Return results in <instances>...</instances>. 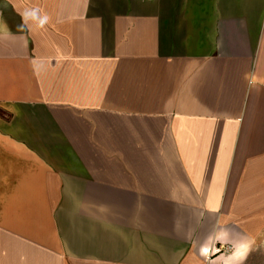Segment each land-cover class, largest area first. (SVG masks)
Here are the masks:
<instances>
[{
	"label": "crops",
	"instance_id": "crops-1",
	"mask_svg": "<svg viewBox=\"0 0 264 264\" xmlns=\"http://www.w3.org/2000/svg\"><path fill=\"white\" fill-rule=\"evenodd\" d=\"M28 8L49 23L18 32ZM260 242L264 0H0V264H250Z\"/></svg>",
	"mask_w": 264,
	"mask_h": 264
},
{
	"label": "clouds",
	"instance_id": "clouds-1",
	"mask_svg": "<svg viewBox=\"0 0 264 264\" xmlns=\"http://www.w3.org/2000/svg\"><path fill=\"white\" fill-rule=\"evenodd\" d=\"M21 17V24L17 26L18 32H24L27 30L29 22H32L37 28H44L46 24L49 23V16L46 13H42L41 9L39 8H28L25 9L23 12L19 13ZM34 74H40V65L37 59H33L31 61Z\"/></svg>",
	"mask_w": 264,
	"mask_h": 264
},
{
	"label": "rangeland",
	"instance_id": "rangeland-1",
	"mask_svg": "<svg viewBox=\"0 0 264 264\" xmlns=\"http://www.w3.org/2000/svg\"><path fill=\"white\" fill-rule=\"evenodd\" d=\"M250 264H264V242H260L254 247Z\"/></svg>",
	"mask_w": 264,
	"mask_h": 264
}]
</instances>
